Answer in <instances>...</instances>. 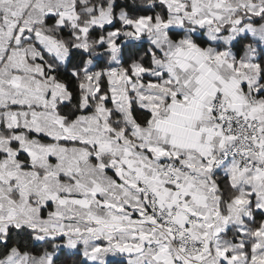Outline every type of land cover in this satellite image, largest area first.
<instances>
[{
	"label": "snow or ice",
	"instance_id": "obj_1",
	"mask_svg": "<svg viewBox=\"0 0 264 264\" xmlns=\"http://www.w3.org/2000/svg\"><path fill=\"white\" fill-rule=\"evenodd\" d=\"M0 264H264V0H0Z\"/></svg>",
	"mask_w": 264,
	"mask_h": 264
}]
</instances>
